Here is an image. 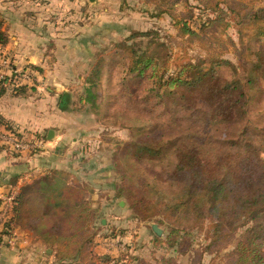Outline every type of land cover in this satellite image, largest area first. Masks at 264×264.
<instances>
[{"label": "rangeland", "instance_id": "obj_1", "mask_svg": "<svg viewBox=\"0 0 264 264\" xmlns=\"http://www.w3.org/2000/svg\"><path fill=\"white\" fill-rule=\"evenodd\" d=\"M27 1L35 3L38 0ZM69 1L73 0L41 2V5L52 3L57 10L56 22L52 23L58 31L59 43L65 41V36L71 31L76 34L83 26L81 22L83 6H80L78 0L73 1V8L77 9L73 12L78 15L73 17L72 26L66 22L65 13L69 11L67 9L70 7V3L67 4ZM260 2L264 0H256L255 4ZM142 17L145 18L143 22L146 21L147 24L138 29L139 33L133 35L132 22H136V19L132 16L130 22L123 21L124 16L118 27L113 21L105 22L106 31L112 33L114 25L118 36L114 38L110 33L106 34L107 36L103 35L105 40H108H104L105 42L88 52L87 62H79L76 66L73 65L72 69L58 70L57 79L70 77L71 83L54 81L56 84L50 85L51 88L56 87L58 91L59 114L67 110L68 120L71 118L74 122L75 127L70 128L68 121L66 124L68 129L64 128V131L69 132L67 133L69 139L67 137L66 140L70 142L71 138L77 140L79 142L77 150L82 153L85 162L83 164L98 170L90 178L88 176V182L100 186L111 196L114 189L112 185L115 186V183L120 185L125 180L136 186L141 181L146 180L148 183L145 191L133 192L136 199H144V203L141 202L139 205L135 204L134 200H129L127 196L129 192L116 200H105L110 201L108 206L110 210L105 209L107 203L103 211L98 213L95 223L96 241L94 240L92 249L97 254L112 257L113 262L109 264H167L161 259L169 256L173 258L170 264H208L212 258L217 264H225L233 258L235 242L244 228L240 227L235 237L223 245L218 253L216 251L218 247L215 246L204 251L199 263L194 252L201 251L209 243L211 220L194 223L192 217L182 213L176 216L169 215L162 202V196L159 191L152 188V184L166 188L167 183L162 180H165L166 174L176 161L174 150L180 144L199 146L207 154H214L220 150L228 152L230 144L227 140L239 137L235 139L239 141L232 150L242 152L244 144L250 142L261 150V157L264 158V40L258 42V39L254 38L248 42L249 39L245 38L247 49L244 50L238 40L236 26L228 17L227 22L230 24L224 27L217 25L215 29H210L206 36L192 41L178 34L170 16ZM204 18L207 16L188 18L190 28L195 30L199 21ZM139 21L137 23L141 24ZM124 22L125 25L122 26L121 23ZM259 25L264 27V21H260ZM152 26L153 32L141 34V31H146ZM119 42L121 43L118 45ZM103 48L104 52L101 51ZM235 51H239L240 56L237 57ZM145 52L153 58L158 55L168 56L169 64L204 60L203 65L211 66L215 61L209 59L215 58L219 64L217 69L221 70L218 73L223 78H240L246 75L248 68L255 69L253 77L258 83L253 87L248 86L246 90L248 114L244 118L232 117L233 121L229 122L212 121L209 119L210 111L204 110L203 95L197 93V87L193 91L177 88L176 93L172 88L173 93H168L160 89L161 84L158 82L128 72L131 55ZM99 56L103 58L106 67H101L98 71L91 70L90 62ZM107 58L109 62L106 61ZM222 59L229 62L222 64L224 63ZM99 66H103V63L100 62ZM174 70L171 66L167 72L163 73L160 69H157V72L163 73L160 77L165 81L173 75ZM41 76L42 80L32 79L35 84L30 85V88L45 89L49 86L46 84H50L51 81H45V73ZM63 92L67 96L66 99L62 96ZM242 130L243 136H240ZM143 137L152 140L155 137L157 141L155 144L160 147L161 154L158 156L141 154L139 151L137 154L139 157L133 156L135 144L139 140H146ZM112 161L120 171L112 169ZM158 199L161 200V204L157 203ZM105 210L107 212H104ZM152 224H157L162 229L161 238L157 242ZM174 229H178L181 234L187 232L190 234L186 235L183 243L176 246L177 248L168 243L169 238L172 239L174 235L172 234ZM189 242L192 245L187 248ZM133 257L136 260L129 261ZM121 258H124V261H121ZM138 258H142V261H137Z\"/></svg>", "mask_w": 264, "mask_h": 264}, {"label": "trees", "instance_id": "obj_2", "mask_svg": "<svg viewBox=\"0 0 264 264\" xmlns=\"http://www.w3.org/2000/svg\"><path fill=\"white\" fill-rule=\"evenodd\" d=\"M255 1L148 0L146 2L154 7L150 12L152 16L157 18L170 16L178 34L190 41L206 36V33L212 28L215 29L217 25L227 26L230 24L227 22L228 17L236 26L240 45L246 50L245 38L249 39L248 42L254 38L258 39V42L264 40V27L259 25L260 21H264V2L255 4ZM1 16L0 12V43H4L7 37L2 30ZM191 16H199V18L207 16V18L201 19L194 30L188 24V18ZM152 29L153 26L146 31H140L144 35L153 32ZM138 31L132 29V35L139 33ZM104 50L105 48L101 51ZM235 54L237 57L240 56L239 51H235ZM135 55H131L128 72L158 82L161 84L160 89L168 93H173L172 88L176 93L177 88L193 91L197 87V93L203 95L204 110L210 111L209 119L212 121L229 122L233 121L232 117L244 118L248 114L246 90L248 86L253 87L258 83L253 77L255 69L248 68L246 75L240 78H223L218 73L221 70L217 69L219 64L215 58L209 59L215 61V64L208 66L203 65L204 60L169 64L168 56L158 55L153 58L146 52ZM106 61L109 62V58ZM100 62L103 66H99ZM222 62L225 64L229 61L222 59ZM171 66L175 69L173 75L162 81L160 76ZM101 67L106 66L100 56L90 62L91 70L98 71ZM157 69L163 73L160 74ZM5 82L3 79L0 80V96L6 90ZM63 97L65 99L67 96L64 94ZM0 127L14 130V125L1 116ZM240 136H243V130ZM154 138L139 140L135 144L133 156H137L139 151L141 154L160 155L161 149L155 144ZM237 138L239 137L226 139L230 144L228 152L220 150L214 154H207L199 146L180 144L174 150L176 161L166 174L165 180H162L167 183L166 188H159L151 183L152 188L159 191L162 196V202L169 215L176 216L182 213L192 217L194 223L211 220L209 243L201 251L194 252L198 262L202 259L204 251H208L207 249L213 246L218 247L216 250L218 253L223 245L235 237L237 230L243 227L244 231L235 242L233 258L225 264H264V158L261 157V150L250 142L244 144L242 152L232 150L239 141L235 140ZM1 148L3 147L0 146V150ZM111 167L120 171L113 161ZM71 176L69 172L61 171L57 177L46 178L35 185L25 187L14 201L13 216L8 221V225L13 221L31 229L55 251V257L60 264H70L69 261L73 259L77 260L78 264H109L113 262L112 257L97 254L92 249L97 231L95 223L100 208H94L92 200L83 197L85 184L81 185L76 177L72 178L71 184L66 183V179ZM126 184L130 185L126 186ZM147 184L146 180L139 182L137 186L128 180L120 185L115 183V186L112 185L114 187L112 196L106 191L104 200H116L129 192L127 194L129 200L132 199L139 205L141 202L144 203V199H136L133 192L145 191ZM162 202L160 200L157 203ZM10 229L8 226L7 233ZM172 234L174 235L172 239L169 238L168 243L175 248L183 243L186 235H190L189 232L181 234L178 229H174ZM154 236L156 242L161 238L155 233ZM191 245L189 242L187 248ZM161 260L170 264L173 258L169 256ZM137 261L141 262L142 258H138ZM208 264H217V262L212 258Z\"/></svg>", "mask_w": 264, "mask_h": 264}, {"label": "crops", "instance_id": "obj_3", "mask_svg": "<svg viewBox=\"0 0 264 264\" xmlns=\"http://www.w3.org/2000/svg\"><path fill=\"white\" fill-rule=\"evenodd\" d=\"M73 1L67 2L70 7L65 13L70 27L73 17L78 15L73 12ZM146 1L78 0L80 6H83V26L80 31H76L77 36L71 31L72 34L70 32L65 36L66 40L59 43L58 31L52 23L56 22L57 10L52 3L41 5L42 0L35 3L27 0H0L2 30L7 37L4 43H0V80L7 82L6 90L0 96V116L23 135H44L46 138L43 148L36 152L12 153L3 148L0 150V264H60L55 251L31 229L13 221L8 225L13 216L14 201L27 186L57 177L61 171H66L72 175L66 179L67 184H71L73 177L81 185L85 184L83 197L92 200L94 208L99 207V212H102L108 203L105 209L110 210V201L104 200L106 190L88 182V176L90 178L98 170L83 164L85 162L81 151L77 150V140H66L67 137L69 139V132L64 131V128L68 129V121L70 128L74 122L71 118L68 120L67 110L59 114L58 91L50 85L59 81L66 84L72 82L70 77L57 79L58 70L72 69L79 62H87L88 52L108 40L103 36L110 33L106 31L105 22L113 21L118 27L124 16L125 22H130L132 16L136 22H132L131 29H142L147 24L143 22L145 18L142 16H152L150 12L154 9ZM139 16L142 21L137 20L141 19ZM125 22L121 25L124 26ZM115 28L113 25L110 33L114 38L117 35ZM44 73L45 81H51L46 84L49 86L45 89L30 88V85L35 84L32 79L42 80L41 74ZM8 226L11 228L9 233ZM69 262L78 264L75 259Z\"/></svg>", "mask_w": 264, "mask_h": 264}, {"label": "built area", "instance_id": "obj_4", "mask_svg": "<svg viewBox=\"0 0 264 264\" xmlns=\"http://www.w3.org/2000/svg\"><path fill=\"white\" fill-rule=\"evenodd\" d=\"M45 143L46 138L42 135H23L16 130L0 128V146L9 152L35 151L43 148Z\"/></svg>", "mask_w": 264, "mask_h": 264}, {"label": "water", "instance_id": "obj_5", "mask_svg": "<svg viewBox=\"0 0 264 264\" xmlns=\"http://www.w3.org/2000/svg\"><path fill=\"white\" fill-rule=\"evenodd\" d=\"M65 95H66V94H65ZM66 98H67V97H66ZM66 98H65V99H66ZM50 132L52 133L53 131L50 130ZM48 138H51V136L48 137ZM152 230H153V232H154L156 235H158V236L161 235L162 229H161L157 224H152Z\"/></svg>", "mask_w": 264, "mask_h": 264}]
</instances>
